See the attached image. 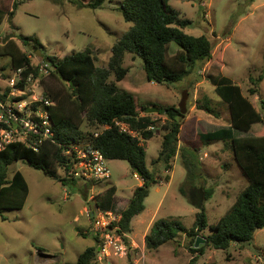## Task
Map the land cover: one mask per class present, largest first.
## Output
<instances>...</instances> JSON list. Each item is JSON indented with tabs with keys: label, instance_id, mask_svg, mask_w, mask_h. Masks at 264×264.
Segmentation results:
<instances>
[{
	"label": "rangeland",
	"instance_id": "374dc122",
	"mask_svg": "<svg viewBox=\"0 0 264 264\" xmlns=\"http://www.w3.org/2000/svg\"><path fill=\"white\" fill-rule=\"evenodd\" d=\"M122 2L106 0L102 7L91 8L80 7L70 0H20L12 21L6 16L0 25V38L13 32V24L17 27L14 29L17 38L31 36L42 43V48H39L42 56L32 50L31 57L36 64L54 56L62 59L89 47L96 64L107 67L114 44L132 24L123 17ZM12 3L13 0H0V5L7 10L11 9ZM169 4L182 17L192 21L184 28L186 33L195 36L206 34L215 40L216 53H220L221 60L206 62L185 80L166 85L146 78L144 61L140 56L128 53L124 58L123 66L128 68V74L118 83L119 87L134 94L140 114H151L158 123L155 137L145 143L147 164L158 173L170 175L169 182L162 181L151 187L144 201L145 209L132 220L129 237L134 249L128 258L113 254L100 256L101 234L93 229L86 214L87 206L98 200L110 186L117 188L115 213L126 208L134 190L143 182L141 177L135 176L128 161L109 159L112 175L106 180L85 182L74 178L75 184L70 185L19 160L9 166V177L21 171L30 192L23 208L6 209L0 213V264H75L79 255L92 245L97 247L94 264H130L141 255L145 264H189L193 254L189 247L190 237L185 233H180L175 240L158 249L146 248L145 236L150 232L153 221L177 219L190 229L199 211L192 202L191 189L211 188L213 194L204 199L203 204L208 227L201 233L200 244H205L203 236L212 232L211 226L248 185L249 181L235 161L231 147L223 141L204 143L198 132L230 125L228 104L215 91L223 80L240 85L243 93L251 98L264 116L261 102V98L264 99V0H170ZM20 44L26 50L24 44ZM178 48L175 42L170 43L171 52ZM11 73V58L0 56L1 88L7 87L5 79ZM43 79L44 84L65 86L50 74ZM111 79H116L114 74ZM251 87H259V94L251 95ZM185 90L189 96L179 148H198L202 175L197 176L193 184L186 182L187 169L180 154L175 157L172 170L167 171L162 164L153 163L159 154L164 133L161 126L166 116L147 111L154 104L179 106ZM237 135L243 133L238 132ZM87 142L83 141V147ZM56 172L60 177L70 176V171L67 173L62 167H58ZM182 187L188 191L187 195L182 193ZM96 236H99L98 241ZM205 249V254L198 257L196 264H264V228L256 230L249 244H232L226 250L211 246Z\"/></svg>",
	"mask_w": 264,
	"mask_h": 264
},
{
	"label": "trees",
	"instance_id": "16d2710c",
	"mask_svg": "<svg viewBox=\"0 0 264 264\" xmlns=\"http://www.w3.org/2000/svg\"><path fill=\"white\" fill-rule=\"evenodd\" d=\"M70 1L80 7L99 8L106 0ZM169 1L123 0V17L132 24L114 44L107 67L96 64L89 47L62 59L49 57L50 77L65 84L45 83L46 92L56 100V105L51 109L55 141L46 140L37 150L14 143L0 152V213L6 209L23 208L30 192L21 171L9 177L10 165L15 161H25L63 184H75L74 177H60L56 170L62 167L68 173L72 160L64 151L73 144H82L87 140L88 149H99L111 160L128 161L134 174L141 173L138 177L143 180L142 185L136 187L128 205L121 212L122 231L131 232L132 220L145 209L144 201L151 187L162 181L169 182L170 175L158 173L147 164L145 143L155 136L158 123L151 114H140L134 94L118 85L128 74V68L123 66L125 56L128 53L140 56L144 61L146 78L166 85L185 80L206 62L221 60L220 53H216L215 40L206 34L195 36L186 33L184 28L192 21L182 17ZM19 4L20 0H13L8 10L0 5V25L6 16L12 21ZM20 42L26 50H23ZM30 42L36 49L42 48L38 38L23 35L5 44L0 43V56H9L12 69L23 68L24 75L39 67L32 60L33 52L28 48ZM171 42L178 45L176 52H171ZM113 74L115 80L111 79ZM261 79L262 75L259 77ZM251 81L254 82V79L251 78ZM2 90L0 87V96ZM215 91L228 104L231 122L228 127L198 132L199 139L204 143L223 141L230 146L249 183L239 192L226 213L211 226L212 232L203 236L205 244L196 245L199 238L201 241V233L208 227L204 208L198 211L190 229L177 219L160 218L153 222L145 236L146 248L155 250L175 240L180 233H185L190 237L189 247L193 254L189 264H196L198 257L205 254L206 246L220 250H226L232 244L243 246L249 244L256 230L264 228V116L251 98L243 93L240 85L223 80ZM249 92L251 95L259 94V87H251ZM261 102L264 107V99L261 98ZM159 107V114H164L166 119L161 126L164 131L161 148L153 163L162 164L169 171L173 169L175 157L180 154L187 169L186 182L193 184L195 178L202 175V168L198 148H179L185 115L180 113L179 106ZM118 122L126 123L137 135L121 131ZM150 126L154 129H149ZM237 131L243 135H237ZM203 190L205 199H209L213 190L205 187ZM181 191L188 194L184 187ZM116 194L115 186L108 187L100 194L97 205L102 210L114 211ZM95 238L98 241L99 236ZM96 249L95 245L87 247L75 264H94Z\"/></svg>",
	"mask_w": 264,
	"mask_h": 264
},
{
	"label": "built area",
	"instance_id": "2783aa9c",
	"mask_svg": "<svg viewBox=\"0 0 264 264\" xmlns=\"http://www.w3.org/2000/svg\"><path fill=\"white\" fill-rule=\"evenodd\" d=\"M51 63L44 61L38 69L24 75L23 68L12 69L6 77L7 87L0 96V152L8 145L21 143L35 150L46 140H54L55 131L51 109L56 100L46 92L43 79L50 74ZM121 131L137 135L126 123L118 122ZM149 129H154L150 126ZM71 157L70 175L85 182H98L111 177L109 159L99 149H88L83 144H73L64 151ZM135 176H138L136 173ZM86 214L93 229L101 234L100 256L128 258L134 249L129 233L120 226L121 213L105 211L97 200L88 205ZM131 243V244H130ZM130 264H145L144 256Z\"/></svg>",
	"mask_w": 264,
	"mask_h": 264
},
{
	"label": "water",
	"instance_id": "95a60500",
	"mask_svg": "<svg viewBox=\"0 0 264 264\" xmlns=\"http://www.w3.org/2000/svg\"><path fill=\"white\" fill-rule=\"evenodd\" d=\"M14 29H15V26L12 24L13 32L10 33L9 35H7L4 38H0V43L5 44L8 40H10L12 38H15L16 37V33L14 32ZM28 48L31 51L34 50L38 56H42L41 49H39V48L36 49L35 45H33L31 42L28 43ZM46 62L51 63V59L50 58H46ZM188 96H189V93H188L187 90H185L183 92L181 102L179 103L180 113L183 114V115H185L186 112H187ZM147 111L149 113H153V112L158 113L160 111V107L157 106V105H155L153 107H148ZM138 175H141V173L138 172ZM190 196H191V199H192V202H193L194 206L199 211H201L203 209V204H204V199H205V191L203 190V188H200V189L193 188V189H191ZM200 243H201V241H200V238H199L197 240V244L196 245L199 246Z\"/></svg>",
	"mask_w": 264,
	"mask_h": 264
},
{
	"label": "crops",
	"instance_id": "0c3cea01",
	"mask_svg": "<svg viewBox=\"0 0 264 264\" xmlns=\"http://www.w3.org/2000/svg\"><path fill=\"white\" fill-rule=\"evenodd\" d=\"M253 103H254V102H253ZM254 105H255V104H254ZM184 122H185V121H184ZM182 127H183V126H182ZM155 135H156V132H155ZM154 137H155V136H154ZM152 138H153V137H152ZM161 143H162V142H161ZM161 143H160V144H161ZM179 146H180V143H179ZM160 148H161V145H160ZM235 161H236V160H235ZM142 183H143V182H141L140 185H142ZM140 185H139V186H140ZM135 217H136V216H135ZM153 222H154V221H153ZM152 224H153V223H152ZM152 224H151V226H152ZM98 254H99V253H98Z\"/></svg>",
	"mask_w": 264,
	"mask_h": 264
},
{
	"label": "clouds",
	"instance_id": "9594fccd",
	"mask_svg": "<svg viewBox=\"0 0 264 264\" xmlns=\"http://www.w3.org/2000/svg\"><path fill=\"white\" fill-rule=\"evenodd\" d=\"M139 176V175H138ZM130 234V233H129Z\"/></svg>",
	"mask_w": 264,
	"mask_h": 264
}]
</instances>
